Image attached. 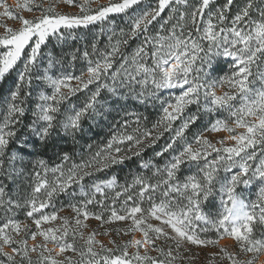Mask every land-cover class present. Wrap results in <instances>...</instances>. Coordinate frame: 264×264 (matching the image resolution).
I'll use <instances>...</instances> for the list:
<instances>
[{
    "label": "snow or ice",
    "instance_id": "obj_1",
    "mask_svg": "<svg viewBox=\"0 0 264 264\" xmlns=\"http://www.w3.org/2000/svg\"><path fill=\"white\" fill-rule=\"evenodd\" d=\"M59 3L78 11H59ZM141 3L17 0L9 5L0 0V81L18 62L22 65L0 124V177L13 186L18 178H26L20 167L26 157L35 155L37 145L47 146L58 128L75 135L82 130L83 119L103 116L107 101L102 100V93L115 98V103L133 94L141 104L159 101L162 111L150 129L137 127L131 134L113 135L103 149L70 167L65 168L71 160L67 152L59 154L60 163L52 167L38 160L43 175L34 173L35 183L27 194L16 191L13 195L6 191L7 185L0 184V209L5 214V222L0 224V264H193L196 257L185 255L191 253L190 246L216 247L218 251L209 253L208 264H264L259 260L264 255V232L259 238L256 234L257 226L264 229V7L246 0L229 18L234 0L215 8L214 0H197L194 5L189 0H156L155 6L135 11L134 6ZM130 10L129 30L121 29L120 38L103 51L95 41L67 53L62 49L60 53L43 51L51 41H55L53 47L65 46L78 40L81 31L91 34L98 25H114L112 16L128 15ZM25 11L34 14L26 17ZM158 18L163 22L150 34V26ZM9 19L19 26L9 25ZM104 31L101 27L100 32ZM114 36L113 31L109 41ZM140 36L142 42L125 54L123 47ZM78 62L85 66L78 69ZM34 81L37 95L34 107L27 109L26 100L32 93L22 95V86L31 88ZM218 89L226 90L218 94ZM165 90L170 95L162 99ZM85 91L80 107L66 104ZM190 105L196 106V112H186ZM26 110L32 113L31 123L25 126L30 135L18 137L17 125ZM213 113H227V118L213 120ZM205 116L209 120L203 131L186 136ZM178 119L179 127L173 128ZM135 122L139 125L140 118ZM165 132L172 135L155 156L170 150L174 154L162 167L151 160L142 162L144 169H155L153 177L135 176L130 185L115 191L109 204L105 203V190L117 187L115 176L85 185V179L96 172L140 157ZM205 132L229 135L214 143ZM17 141L18 151L9 153L10 144ZM125 144L128 147L123 149ZM257 147L261 159L253 167L250 162L257 158ZM182 171L191 174L182 175ZM254 184L259 185L255 200L245 194ZM73 186L82 197L75 203L71 202L76 196ZM60 194L70 200L68 207L75 214L71 219L56 210L44 211L54 208L53 201ZM89 206L99 210L90 211ZM20 209L26 210L34 227L13 218ZM90 217L101 225L129 223L124 228L106 229L103 235L115 232L120 239L105 243L96 231L86 232ZM57 220L61 223L53 224ZM136 233L141 234L139 238ZM226 237L234 245L221 244Z\"/></svg>",
    "mask_w": 264,
    "mask_h": 264
},
{
    "label": "trees",
    "instance_id": "obj_2",
    "mask_svg": "<svg viewBox=\"0 0 264 264\" xmlns=\"http://www.w3.org/2000/svg\"><path fill=\"white\" fill-rule=\"evenodd\" d=\"M11 0H7L9 3ZM17 1V0H16ZM47 1V0H46ZM190 4H195L197 0H189ZM226 0H214L213 7H220L222 6ZM257 7H264V5L260 4V0H255ZM156 0H144L139 6H134L135 11H139V9H143L148 5L155 6ZM246 3V0H234V4L229 12V18L236 13V11L243 7ZM167 9L165 13L162 14L164 18L167 16ZM133 14V10H130L128 15L124 14H117L111 17L112 20L115 21L114 25L105 23L103 25H98L91 29V34L87 30L81 31L78 33L80 37L78 40L69 41L67 45H52L55 44V41L50 42L49 48L43 49L44 52L53 51L54 53H60L61 49L64 53L74 51L76 48L83 49L84 47L88 46L90 42H97V47L103 51L112 43L115 42L116 39L120 38L119 33L120 30L123 29L125 32L129 30V16ZM252 17L255 19L257 18V12L255 8L252 11ZM163 21L158 18L157 22H154L153 25L150 26L149 33L155 34L156 31L159 30V24ZM104 28L105 31L103 33L100 32V28ZM113 31L116 33V36L113 37L112 41H109L108 37L112 35ZM143 37H137L135 39L129 40L127 46L123 47V52L125 54H129L142 42ZM85 66L84 62H78L76 67L83 68ZM22 67L20 62L17 64L16 68L12 70L8 75H6L5 79L0 82V124L3 123L4 116L6 115V102L8 100L10 90L14 88L15 78L17 77V70ZM227 71V69H225ZM36 88L35 81L31 88H26L22 86V95L24 92H31L32 96L26 100V108L30 109L34 107V100L36 99ZM222 91L226 89H220ZM139 91V88L136 89ZM174 94H179L178 90H172ZM127 95V93L125 92ZM169 91H164L161 93V98L169 97ZM130 96L128 100H122L119 103H115L113 97L109 94L102 93V100L107 101L105 103L103 111V116H96L92 118L89 116L82 120V130L75 135L64 132L62 128H58V131L53 133L51 140L48 142L47 146L37 145L33 151L35 155L27 156L26 161L20 167H23L24 173L26 178H18L16 185L13 186L12 183L8 180L3 179L0 177V184L7 185L6 191L11 194H15L16 191H19L23 194H27L31 191V186L35 183V172H41L43 175V171L40 166L37 164V161L43 159L47 162L49 167L54 166L56 163H60L59 154L67 152L71 160L65 164V168L70 167L71 163H80L81 160H87L89 157L93 156L97 151H100L105 147L107 142L112 138L113 135H118L121 133H129L131 134L133 129L139 127L141 131L148 128L150 129L153 124H155L161 117L162 111L160 107L159 101H149L145 104H141L136 99ZM86 99V91L77 93L73 96L69 102L66 104L75 105L77 108L82 105V103ZM203 108V100L201 102V109ZM63 111V107H62ZM186 112H196V106L190 105ZM137 117L140 118L139 125L136 124ZM225 119L227 118V113H213L211 119ZM32 120V113L31 111H27L24 117L21 118V123L17 125V136H28L30 135L28 129L25 127L29 125ZM128 121V126L124 127V121ZM209 117H203V121H197L196 125L191 127L189 130L186 131V136L191 137L192 133L201 130L203 131V127L208 124ZM181 121L178 119L173 123V128H178ZM231 123V121H229ZM210 132H205L206 135ZM172 133L165 132V134L158 140L154 145L147 147L145 151L141 154L140 157H133L131 160H126L122 165L112 166L110 169L96 172L93 177L86 178L84 183L85 185L90 187L92 181H100V180H107L111 177L115 176L117 181V187L115 189H106L105 195L107 199L105 200L106 204H109L112 197L115 195V191H120V186L130 185L132 180L137 175H145L148 177H153V172L155 169H144L142 167L143 161L151 160L156 166L162 167L163 164L167 159L170 158V154H174L170 152L165 153L162 157L155 156L156 152L161 151V149L165 146V144L169 141ZM212 140V139H210ZM213 141V140H212ZM214 142V141H213ZM215 143V142H214ZM18 141L17 143H11L8 149V152L11 151H18ZM91 146V147H89ZM123 149L128 147L127 144L121 145ZM257 158L254 162H250L253 164V167L259 163L261 159L260 156V148L257 147ZM130 155V153H129ZM182 175H189L191 173L182 171ZM47 178L49 181L53 179L52 174L49 173ZM155 179V178H153ZM89 187H86V191L89 190ZM74 191L76 192V196L73 198L71 202L75 203L82 199L79 188L73 186ZM259 191V185L254 184L249 190L245 192L247 196L251 199L255 200ZM157 199L159 198V193L155 194ZM101 197L97 195V199ZM123 197L120 198L122 200ZM120 200L117 201V207H119ZM70 200L67 195L60 194L59 196L55 197L53 201V206H50L48 209H45V213L51 212L56 210L60 216H68L70 219L74 217V212L71 208L68 207ZM147 206V201H145V205ZM90 211H98L99 209L94 206H89ZM207 211V209H205ZM25 209L15 210V216L13 218L21 221L24 224H28L30 227H34L32 218H27L25 215ZM107 215V213H105ZM92 222H89V221ZM5 222V214L3 209H0V224ZM89 222V223H88ZM61 223L59 220L53 222V224ZM89 227L86 231H96L99 233L100 237H107L103 235L106 229H116V228H124L126 227L127 223L129 222H121V221H114L110 224L101 225L100 221H97L94 218H89L87 221ZM261 232H264V229L260 228L259 226L256 227V234L259 238ZM113 238L120 239L116 236L115 232H112L111 235ZM127 240L129 236H123L122 239ZM40 240V237H37V241ZM31 241V240H30ZM29 241V242H30ZM52 244H49V246ZM214 247V246H213ZM216 248V247H215ZM3 258V257H0ZM207 264V263H206ZM224 264H227L225 261Z\"/></svg>",
    "mask_w": 264,
    "mask_h": 264
},
{
    "label": "rangeland",
    "instance_id": "obj_3",
    "mask_svg": "<svg viewBox=\"0 0 264 264\" xmlns=\"http://www.w3.org/2000/svg\"><path fill=\"white\" fill-rule=\"evenodd\" d=\"M142 1H144V0H142ZM16 2H17L16 0H11V1H9L8 4L9 5H15ZM46 2H48V0ZM99 2L100 3H107V0H99ZM57 8H58L59 11H63L65 13H73V12H77L78 11V8L71 7V6H69L67 4H64V3H59L57 5ZM33 14L34 13H29L27 11L24 12V15L26 17H31ZM35 14H38V12L35 13ZM7 23L9 25L13 26V27H18L19 26L17 21H14V20H11V19H9L7 21ZM0 31H2V29H0ZM26 51H27V49H26ZM165 91H167V90H165ZM217 91H218V94L223 92L220 89H218ZM206 135L208 136L209 139H212L214 142H217L222 137L227 136L229 134L227 132H220V133L210 132V133H207ZM228 143L231 144L232 142L228 141ZM89 222H92V221L90 220ZM86 232H91V231H86ZM140 235H141L140 233H136L137 238H139ZM97 238L100 239V240H103V241H105V243H107V241L109 239H112L113 237L112 236L100 237L98 235ZM118 242H119V239H118ZM29 243H32V241H30ZM220 243L223 244V245H234L233 240L231 238H227V237L224 240H221ZM49 247H53V245H50ZM190 247L192 248L191 253H185V255H194L196 257V259L194 260L193 264H206V263L208 264V261L210 259L209 253L218 251V249L213 247V246H208V247L190 246ZM150 254L151 255H156V252L152 251ZM259 260L260 261H264V255H261L259 257ZM217 264H219V261H217Z\"/></svg>",
    "mask_w": 264,
    "mask_h": 264
}]
</instances>
